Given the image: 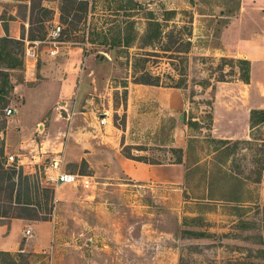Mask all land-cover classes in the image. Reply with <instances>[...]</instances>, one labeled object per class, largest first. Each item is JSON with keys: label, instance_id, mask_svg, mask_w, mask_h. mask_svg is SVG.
<instances>
[{"label": "rangeland", "instance_id": "374dc122", "mask_svg": "<svg viewBox=\"0 0 264 264\" xmlns=\"http://www.w3.org/2000/svg\"><path fill=\"white\" fill-rule=\"evenodd\" d=\"M7 1L3 2L7 11L2 17L13 12L24 20L19 25L21 34L24 39L35 38L42 58L53 49L57 54L50 55V60L68 62L87 73L93 70L82 103H88L89 113L93 110L92 118L106 115L110 127L126 132L132 145L124 146L122 154L173 164L178 158L171 144L174 128L186 126L184 179L178 186L135 184L109 167L95 174L82 164L64 171L89 176V187L61 185L59 195L70 200L55 202L54 194L45 189L59 186L43 184V172H20V168L6 167L0 158V216H22L30 222L48 220L54 226L50 240L37 249L39 252L25 251L27 264H264V188L260 186L264 172L256 183L264 162V122L249 127L245 138L227 143L214 141L210 132L217 80L234 82L239 76L236 59L222 61L216 50L220 48H216L219 31L238 13V0H135L164 23L162 43L156 48L158 57L139 61L137 72L133 68L135 55L150 51L138 48L146 29L145 16L135 13L129 18L110 11L126 0H89L86 24L77 22L76 16L82 13L80 0H76L66 25L60 23L59 11L62 3L69 6L65 0ZM162 9L174 10L176 15L166 21ZM127 20L135 21L134 29L122 36L130 34L135 39L131 48L120 54L89 44L83 32L89 25L100 31L101 26L107 29ZM70 22L75 24L74 39L61 43V30L71 28ZM0 47L11 54L0 56L8 85L22 81V71L7 67L24 61V43H0ZM165 49L169 52L159 51ZM143 69L159 78L158 88L180 93L186 103L184 110L174 117H162L157 113L158 102H143L145 96L137 90L140 84L134 83ZM3 80L0 75V86ZM150 97L155 99L153 94ZM6 99L4 109L13 108L17 101L13 93ZM126 101L129 113L125 112ZM4 109L0 110V128L8 121ZM3 135L4 128L0 148ZM13 169L16 174L8 180L5 174ZM25 180L33 205H15L16 189H24ZM12 183L15 187L10 195ZM21 200L25 201L24 196ZM31 241L34 238L29 237Z\"/></svg>", "mask_w": 264, "mask_h": 264}, {"label": "crops", "instance_id": "0c3cea01", "mask_svg": "<svg viewBox=\"0 0 264 264\" xmlns=\"http://www.w3.org/2000/svg\"><path fill=\"white\" fill-rule=\"evenodd\" d=\"M3 2L8 1L0 0V38L22 41L25 49L29 42L35 41L24 39L19 26L24 20L15 13L9 12L6 19L2 17L7 11ZM219 44L220 48L216 49L219 56L249 61L250 74L247 84L235 80L215 86L210 132L213 139L239 140L248 134L250 112L264 110V0H239L238 13L222 29ZM20 71L22 81L12 83L17 101L13 107L15 113L4 128V157L14 156L19 167L43 172L41 182L50 186L60 173L77 174L65 172L66 167L72 170L82 164L95 174L109 167L135 184H182L183 164L152 165L125 158L121 149L132 145L126 132L110 127L107 117L104 126L99 125L96 116L91 117L93 110L90 108L92 114L89 113L88 103L83 104L82 100L92 69L87 73L68 62L58 64L50 60V54L42 58L37 52L36 60L24 58ZM138 86L139 93L145 96L141 100L158 102L157 113L162 117H174L186 106L177 91L168 93L158 87ZM128 106L126 101V113H129ZM133 110L131 107L130 114ZM182 126L174 128L172 148H186V126L185 129ZM260 186L264 188V173ZM60 188L53 190L54 201L68 202V196L59 195ZM7 217L3 220L8 221L0 222V251L37 253L50 240V231L54 229L50 221L30 222L22 216ZM28 228L34 241L29 242L24 234Z\"/></svg>", "mask_w": 264, "mask_h": 264}, {"label": "trees", "instance_id": "16d2710c", "mask_svg": "<svg viewBox=\"0 0 264 264\" xmlns=\"http://www.w3.org/2000/svg\"><path fill=\"white\" fill-rule=\"evenodd\" d=\"M96 0H94L93 2H95ZM78 2V1H77ZM80 5H81V13L82 15L80 16H76L77 18V22H80V20L84 21V24H86V19L88 16V11H89V5H90V1L89 0H80ZM92 2V0H91ZM64 3L68 4L69 6H65L62 3V6L60 7V23H62L63 25H66L67 20L69 18V16L71 15V12L74 10V5L76 4V0H65ZM93 7H96V4L93 3ZM238 9H239V0H238ZM237 9V11H238ZM111 12L114 13L115 16H119L118 14L122 13V16H126L129 18H134V14L135 13H142L145 17H143V19L146 22V29L144 31L143 36L140 38V42L141 45L139 48V50H143L145 48L150 49V51H144L141 53H137L134 57V70L137 72V69L140 68V66L137 64L139 63V61H146L149 57H158V52H156V48L157 46H159V44L162 43V35H163V27H164V23H160L157 19H155L153 17V12L150 11L146 6L139 4L137 1L135 0H126V3L123 5L122 3H119L118 6H116V8L111 9ZM163 12V16H166V19L164 20H169V18H172L176 15V11L172 10H166V9H162ZM203 15V14H200ZM165 21V22H166ZM228 22H226L222 29L226 26ZM69 25L71 26V28H63L61 30V33L59 35V42L61 43H68L70 42L71 39H74L73 34H75V24H73L72 22L69 23ZM134 25H135V21L131 20V21H123L120 23H116L113 27L111 28H107L105 29L104 27L101 26L100 31H97L98 27L95 26L94 28H91L90 25L86 28L83 29V32L87 34L88 36V43L89 44H97L100 46H103L107 49V51H115L117 54H120L122 51H126L127 49L131 48V46L133 45L134 39L135 37L131 36L130 34L128 36H122V34L124 33V31H130L132 29H134ZM4 29H6V26H4ZM222 29L219 31L218 33V37L217 40L219 42V38H220V34ZM86 31V32H85ZM96 31L98 33H96ZM109 34H114V36L112 37H108ZM95 37V38H90V37ZM31 39V38H30ZM31 40H35L31 39ZM84 40V37H83ZM176 41H173L172 44H175ZM0 43H22V41H16V40H12V39H8V38H0ZM220 45H218L216 48H219ZM162 52H169L168 49L165 50H159ZM6 54L7 56H10L11 54L9 52L4 51L3 48L0 47V56L2 54ZM11 57V56H10ZM222 61L227 60V57H222L221 58ZM235 59L230 58V61L233 62ZM136 63V64H135ZM236 64H238V69H239V76L236 80H239L245 84L249 83V74H250V63L247 60H242V59H236ZM8 69H19L21 70L23 68V62L19 61L16 65H9L7 67ZM139 73H141L140 78L138 79H134V83L135 84H140V85H146V86H153V87H159V78L158 77H154L152 76L150 73H148L147 71H145V69H143V71H140ZM7 73H5L1 68H0V75L3 76L4 80L2 85L0 86V110L4 109L5 104L8 103V99H6V96H8V94L10 92H12L13 90V85H8L10 84L8 81V77L6 75ZM218 82H227L224 79H220L217 80ZM168 88H174V89H180V86H170ZM264 122V110H252L250 112V117H249V127L250 128H254L257 124ZM5 128L2 127L0 128V131ZM214 141L218 142V143H227L229 141H225V140H217L215 139ZM238 141H235L234 143L236 144ZM3 145V144H2ZM177 153H178V158L175 160V162H173V164H183V159H182V155H183V150L182 149H177ZM123 156L127 159L130 160H134L137 162H142V163H146V164H152V165H159L160 163L157 162H148L142 158H138V157H133L128 153H123ZM0 158H3V146L0 148ZM1 166V165H0ZM20 168V172L21 170H25L24 167H19ZM0 169L2 170V167H0ZM258 177L256 179V183L260 182L261 179V175L264 172V162L261 163L260 168H258ZM4 173V172H3ZM2 174V173H1ZM5 174V173H4ZM16 174L15 170L13 169L10 173L5 174L8 180H11L14 175ZM26 175V174H25ZM19 176V175H18ZM21 176V175H20ZM234 179H236L237 177H233ZM20 185V184H19ZM15 184L12 183L11 185V190H9V194L12 195L13 190H14ZM1 189V188H0ZM50 191V194H54L53 189H45ZM30 186L27 182V180H25L24 182V189H22L21 187H17L16 189V199H15V204L16 205H22V206H31L33 205L31 203V197H30ZM21 196H24V200L22 202L21 200ZM5 218H9L5 215L0 216V219H5ZM27 259L28 256L25 255V253L23 252H17V253H9V252H2L0 251V264H19V260H20V264H27ZM24 260V263H21V261Z\"/></svg>", "mask_w": 264, "mask_h": 264}, {"label": "built area", "instance_id": "2783aa9c", "mask_svg": "<svg viewBox=\"0 0 264 264\" xmlns=\"http://www.w3.org/2000/svg\"><path fill=\"white\" fill-rule=\"evenodd\" d=\"M56 29L59 31V26L56 27ZM50 43V42H49ZM36 44H38L37 42H29L24 50V56L27 59H33L36 60L37 59V47ZM49 54L51 56H53L54 54H56V50L50 49L49 50ZM65 113L68 114V112L64 109H62ZM15 113V109L11 108V107H7L6 109H4V117L6 119L12 117ZM72 114V113H70ZM106 116H101V118L98 120V123L100 126H104L106 124ZM4 165L6 167H15V168H19V165H17V161L14 158V156L11 155H7L4 157ZM54 183L58 186L61 185H80L83 188H88L90 185V178L86 177V176H80L77 174H71V173H60L56 180L54 181ZM25 236L26 237H31V231L28 228L25 231Z\"/></svg>", "mask_w": 264, "mask_h": 264}, {"label": "water", "instance_id": "95a60500", "mask_svg": "<svg viewBox=\"0 0 264 264\" xmlns=\"http://www.w3.org/2000/svg\"><path fill=\"white\" fill-rule=\"evenodd\" d=\"M180 118H182V117H180Z\"/></svg>", "mask_w": 264, "mask_h": 264}]
</instances>
